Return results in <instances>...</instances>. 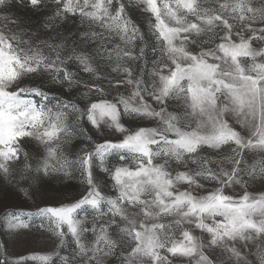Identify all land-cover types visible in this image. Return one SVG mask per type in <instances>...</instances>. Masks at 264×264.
<instances>
[{"label": "clouds", "instance_id": "obj_1", "mask_svg": "<svg viewBox=\"0 0 264 264\" xmlns=\"http://www.w3.org/2000/svg\"><path fill=\"white\" fill-rule=\"evenodd\" d=\"M0 264H264V0H0Z\"/></svg>", "mask_w": 264, "mask_h": 264}]
</instances>
